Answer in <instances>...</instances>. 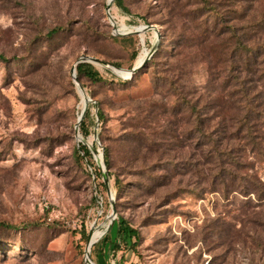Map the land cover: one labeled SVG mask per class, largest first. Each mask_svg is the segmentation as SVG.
<instances>
[{
  "label": "rangeland",
  "instance_id": "obj_1",
  "mask_svg": "<svg viewBox=\"0 0 264 264\" xmlns=\"http://www.w3.org/2000/svg\"><path fill=\"white\" fill-rule=\"evenodd\" d=\"M106 2L0 0V221L14 225L0 228V264H85L94 231L101 234L90 247L94 264H264V118L247 109L234 133L231 119L215 115L220 96L224 113L249 108L261 83L243 72L224 78L222 64L209 77L196 59L171 71L175 53L188 51L187 28L242 35L251 15L261 20L264 0L113 1L116 28L158 29L122 35ZM152 44L156 51L131 78L111 69L132 68ZM84 54L109 64L91 63L102 81L77 78V65L72 77ZM75 80L91 99L80 135ZM200 91L211 98L200 105L209 110L207 138L183 101ZM199 141L211 146L206 162ZM79 144L90 157L76 156ZM229 163L244 173L228 171ZM243 178L258 190L245 194ZM119 218L138 230L136 245L118 234Z\"/></svg>",
  "mask_w": 264,
  "mask_h": 264
},
{
  "label": "trees",
  "instance_id": "obj_2",
  "mask_svg": "<svg viewBox=\"0 0 264 264\" xmlns=\"http://www.w3.org/2000/svg\"><path fill=\"white\" fill-rule=\"evenodd\" d=\"M122 1L123 0H114L117 6L122 7ZM254 15H251L250 22H247V27L243 26V33L242 35H237L236 30L234 28H228L229 33L225 35L226 32L223 30L212 32L208 29H203L201 31H191L190 27L186 29V33L184 35H181V39L185 42L184 45L188 46V51L184 54L183 51L176 52L173 56L174 63L171 64V71L173 74L176 70L183 71L185 65L188 63H193V59H196L198 62H201L205 65L208 73V76H217L218 71L217 67L219 64H222L224 68L222 69V73L225 77H230L231 74L236 72L238 75L240 73H244L246 80L253 81L255 80L258 83H261L260 92H258V95L254 101L252 97H248L247 101H249L251 106L249 108L245 107L243 104L242 108L238 107H231L229 106L228 110L224 113L223 111V104L224 100L223 96H220L218 103H217V111L216 116L219 118V123H225L226 120L231 119V121L236 126L233 128L234 133H239L240 128L238 127L241 123V121L246 122V112L247 109H253L255 112H257V115L259 117L261 116L264 118V15L260 14L257 16L261 20L255 21ZM182 21H186V18H184ZM185 25L186 22H184ZM256 27V28H255ZM252 28H255V30H252ZM258 28V29H257ZM230 29V30H229ZM251 30V32H250ZM57 31V28H52L50 31L47 32V34H54ZM254 33V34H249ZM256 34H260V36H257ZM179 47L181 46L179 42ZM176 57V58H175ZM0 60H5V58L0 55ZM117 65V64H116ZM145 65V64H144ZM76 72H77V78L80 76H84L87 79L98 82L102 81L103 78L100 76L97 70L94 69L93 65L89 62H81L77 64L76 66ZM136 73V72H135ZM134 73V74H135ZM133 74V75H134ZM256 74V78L251 77L252 75ZM227 78V79H228ZM171 81L172 77L170 78ZM223 95V93H222ZM243 95V94H242ZM244 95H248L247 93H244ZM230 97L233 96L232 93H229ZM243 97V96H242ZM204 98V94L200 91L198 92V95L196 96V99H189L185 98L183 96V101L185 104L193 111L195 112L198 117L195 120V123L197 124V132H199L201 137L207 138L208 134V123L207 121L210 120V117L208 116L209 110H205V106L209 104L210 97ZM222 98V100H221ZM206 102V103H205ZM244 103V100L243 102ZM203 105L205 108H203L200 105ZM203 109V110H202ZM99 119L102 120L103 113L102 111H98ZM208 116V117H207ZM229 116V117H228ZM241 127V125H240ZM224 128L220 130V133L224 136ZM80 130L86 133L85 124L82 121L80 123ZM241 137V136H240ZM237 138V137H235ZM200 143H203L202 146H205V150L201 152L202 154V160L206 162L207 153L211 152V146L209 145V142H203L199 141ZM203 149V148H202ZM80 151L83 152V154H80ZM75 154L77 157L82 158L90 157L91 153L90 150L84 145L79 144L78 148L75 149ZM104 155H105V161L106 164L109 165L110 163V155L107 148L104 149ZM221 168V166H220ZM246 167L244 165L240 166L239 164H232L229 163V169L228 171L234 172V171H241L243 172ZM225 170H222L220 172V175H223ZM244 173V172H243ZM221 179V177H220ZM244 185L242 186L241 190L248 194L250 192H254L257 189V187L252 186V184L255 181H250L248 178L245 179ZM215 182V178L213 177L211 180V183ZM224 182V181H223ZM223 187L227 188L226 184L223 183ZM115 185L117 188H121V183L118 177H115ZM264 195V194H263ZM262 195V196H263ZM6 227H14V225L8 224L4 221H0V228H6ZM110 228L106 231V234L108 233ZM117 232L120 236L123 238H129L131 240V243L133 245H136V243L139 240V233L138 230L134 227H132L128 222L123 219L119 218L118 220V226H117Z\"/></svg>",
  "mask_w": 264,
  "mask_h": 264
},
{
  "label": "water",
  "instance_id": "obj_3",
  "mask_svg": "<svg viewBox=\"0 0 264 264\" xmlns=\"http://www.w3.org/2000/svg\"><path fill=\"white\" fill-rule=\"evenodd\" d=\"M113 1L114 0H107L106 6H105V10H106L108 16L111 18V20H112V16L110 15V8H111V4L113 3ZM112 22H113V20H112ZM112 25H113L114 31H117V28H116L114 22L112 23ZM144 29H146V30H155L156 33L158 34V29L153 24H146V25H144ZM138 30L139 29H134V30H131V31L126 32V33H120V32H118V34H120V35H122V34H138ZM156 49H157V45L152 44V46L147 50V54L143 58V60L141 61V63L138 64V65H134L130 69H121V68H117V67H114V66H110V67H111V69L116 74H118L122 78H131L135 72H137L141 67L144 66V64L147 62V60L149 59V57L156 51ZM81 62L98 63V64L104 65L106 67L109 66V64H107L104 60H101L100 58H97V57H94V56H90V55L84 54L71 67V73H72V77L73 78H76L75 66L78 63H81ZM116 70H121V71H125V72L127 71V72H129V75L128 76L120 75ZM75 82H76V85H77L78 82L76 80H75ZM90 101H91V99L87 95H85V100H84L83 108L81 110V113H80L79 118H78V121H77V126H76V128H77V135L79 134V132H78L79 123H80V121H81V119H82V117H83V115L85 113L87 104ZM96 109H97V107H96ZM93 136H94L95 139L97 138V132L96 131L94 132ZM100 156H101V160H103V154L102 153L100 154ZM108 194L111 195L110 192H109V190H108ZM114 210L115 209L113 208V212H114ZM87 246H88V244L86 245V247ZM84 261H85V258H84Z\"/></svg>",
  "mask_w": 264,
  "mask_h": 264
},
{
  "label": "bare ground",
  "instance_id": "obj_4",
  "mask_svg": "<svg viewBox=\"0 0 264 264\" xmlns=\"http://www.w3.org/2000/svg\"><path fill=\"white\" fill-rule=\"evenodd\" d=\"M125 29V28H124ZM124 29H123V27H121V28H117V31L118 32H120V33H126V32H129V31H131V30H127V31H124ZM129 29V28H128ZM136 29H139L138 30V33H141V32H144L146 29H144V25L143 26H141V27H139V28H136ZM134 30V29H133ZM155 33H156V31L155 30H153ZM141 39H142V37H141ZM146 56V50L145 49H143L142 51H141V53L138 55V57H137V59H136V61H135V64L134 65H138V64H140L141 63V61L143 60V58ZM120 75H123V74H121V72H124V71H121V70H116ZM127 72V71H126ZM129 75V72H127V75H124V76H128ZM77 86H78V89H79V92H80V95H81V98H82V103L84 104V100H85V95H87L86 94V92L83 90V88L77 83ZM78 137V136H77ZM92 137V136H91ZM78 139H79V137H78ZM84 140V139H83ZM99 158L101 159V156L99 155ZM109 192H110V194L112 195V192H111V190L109 189ZM112 220L113 219H111L110 220V222H109V224L105 227V230H104V232H106L107 230H108V228H109V226H110V224L112 223ZM103 233V232H102ZM99 234H100V232H98V231H94L93 233H92V236L91 235H89L88 236V239H87V243H86V245L88 244V246L87 247H85V263L86 264H94L92 261H91V258H90V255H89V252H90V247H91V245L93 244V242L96 240V238L99 236ZM101 235V234H100Z\"/></svg>",
  "mask_w": 264,
  "mask_h": 264
}]
</instances>
